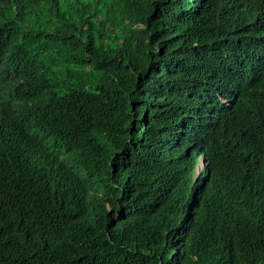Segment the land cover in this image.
<instances>
[{
    "label": "trees",
    "instance_id": "obj_1",
    "mask_svg": "<svg viewBox=\"0 0 264 264\" xmlns=\"http://www.w3.org/2000/svg\"><path fill=\"white\" fill-rule=\"evenodd\" d=\"M0 264H264V0H0Z\"/></svg>",
    "mask_w": 264,
    "mask_h": 264
},
{
    "label": "clouds",
    "instance_id": "obj_2",
    "mask_svg": "<svg viewBox=\"0 0 264 264\" xmlns=\"http://www.w3.org/2000/svg\"><path fill=\"white\" fill-rule=\"evenodd\" d=\"M204 163H205V160H200V161H199V168H198V170L203 169V167H204ZM200 166H201V167H200Z\"/></svg>",
    "mask_w": 264,
    "mask_h": 264
},
{
    "label": "rangeland",
    "instance_id": "obj_3",
    "mask_svg": "<svg viewBox=\"0 0 264 264\" xmlns=\"http://www.w3.org/2000/svg\"><path fill=\"white\" fill-rule=\"evenodd\" d=\"M201 167V166H200Z\"/></svg>",
    "mask_w": 264,
    "mask_h": 264
}]
</instances>
